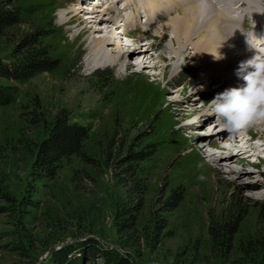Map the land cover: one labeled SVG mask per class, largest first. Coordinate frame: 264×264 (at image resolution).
Returning a JSON list of instances; mask_svg holds the SVG:
<instances>
[{
	"label": "rangeland",
	"instance_id": "rangeland-1",
	"mask_svg": "<svg viewBox=\"0 0 264 264\" xmlns=\"http://www.w3.org/2000/svg\"><path fill=\"white\" fill-rule=\"evenodd\" d=\"M99 1L102 3L94 5ZM207 1L216 4L213 8L220 12L234 10L229 15L240 19L230 30L218 22L220 32L230 35L227 44L235 58L240 53L241 34L263 26L264 0H199L203 9H207ZM124 2L14 0L23 19L21 30L38 28L44 32L43 41L58 68L23 82L0 78L1 85L18 91L14 103L0 107V188L9 195V200L0 199V206L5 208L0 213V264H52L53 253L67 246L77 248L81 264H105L99 254L90 252L92 248L117 253L132 264H264V155L234 154L230 166L214 163L208 155L224 149L212 146L206 152L202 147L207 140L222 145L223 139L215 140L212 130L215 123L217 131L224 128L206 103L217 94L216 88L212 87L210 94L204 90L208 74H203L200 81L198 77L209 62L200 61L205 57L202 54L196 56L197 60L189 58L195 54L187 45L185 52L179 51L180 64L168 46L173 33L167 29L159 32L165 39L160 35L144 39L146 33L165 26L178 11L147 23L143 6L135 0L133 7H141V13L134 17L139 30L132 34L135 44L154 41L156 45L149 54L155 67L144 68V57L129 58L131 67L124 71L122 61L114 66L93 64L91 40L110 34L105 26L84 19L95 13L92 9L79 7L75 24L66 20L79 4H93V9L111 6L116 12L122 10ZM113 11L108 10L106 16L114 18ZM128 11L134 14L132 7ZM80 21L83 27L99 26L88 28L87 36L77 38L79 28L75 26ZM116 23L124 24L120 18ZM116 27L111 26L112 30ZM118 42L124 50L131 44L124 39ZM109 45L116 51V43ZM10 52V48L3 50L5 60ZM160 55L162 60L157 57ZM197 63L203 67L195 69ZM234 63L228 67L237 68ZM207 70L213 73L211 68ZM225 78L220 81L225 82ZM62 110L67 111L71 123L90 128L87 148L94 162L74 158L63 163L54 180L36 182L31 176L32 147L45 136V124ZM31 111H36L38 124L32 122L35 115H30ZM209 116L211 120L206 121ZM263 122L234 135L260 147L264 144ZM146 145H153L157 152L135 164L146 189L142 208L136 214L137 231L123 232L119 210L139 207L141 198L129 191L131 184L126 186L129 181L124 180L120 160L130 150ZM226 146L237 152L230 144ZM232 169L235 173L230 172ZM236 171L242 176L238 177ZM180 186L185 188L181 207L169 215L162 213L163 201ZM240 216L244 218L232 248L215 254L211 227L222 231ZM164 217L168 227L158 232L153 218Z\"/></svg>",
	"mask_w": 264,
	"mask_h": 264
},
{
	"label": "trees",
	"instance_id": "trees-1",
	"mask_svg": "<svg viewBox=\"0 0 264 264\" xmlns=\"http://www.w3.org/2000/svg\"><path fill=\"white\" fill-rule=\"evenodd\" d=\"M23 19L19 8L14 0H0V78L15 82L30 80L37 75L47 73L58 68L57 61L51 57L50 47L45 44L44 32L33 28L29 31L21 30ZM10 48V58H3V50ZM17 88L3 86L0 84V107L9 106L16 101ZM32 122L39 123L36 111H31ZM37 115V116H36ZM45 136L34 144L32 155L31 176L36 182L54 180L64 162L79 158L85 162L92 163L94 159L90 156L87 143L90 139V128L86 125L71 123L67 111L57 113L54 119L44 126ZM157 152L153 145H146L140 150H130L126 157L120 160L124 180L131 184L129 191L140 195L139 207L124 206L119 210L118 218L121 221V230L137 231V212L142 208L146 189L139 179L140 164L149 160ZM124 182V181H122ZM8 199L9 195L0 188V199ZM185 198L183 186L173 190L170 197L163 201L161 212L171 214L177 211ZM5 210L0 206V213ZM244 217H237L227 225L224 230H217L214 226L210 229L212 236V250L215 254L223 252V249H231L234 236ZM154 228L162 232L168 227V220L164 218H153ZM152 222V221H151ZM148 229V227H147ZM99 254L105 260V264H132L129 259L102 248H92L91 253ZM77 248L67 246L53 253L52 264H81L82 258L78 256Z\"/></svg>",
	"mask_w": 264,
	"mask_h": 264
},
{
	"label": "bare ground",
	"instance_id": "bare-ground-1",
	"mask_svg": "<svg viewBox=\"0 0 264 264\" xmlns=\"http://www.w3.org/2000/svg\"><path fill=\"white\" fill-rule=\"evenodd\" d=\"M101 3H102L101 1H99L98 4H96L95 2L94 5H99ZM133 3H135V0L134 1L125 0L122 10L116 11V12L113 11L111 6H108L106 8L97 6L96 8L93 9L92 8L93 4L89 6L88 4L87 5L79 4L77 6H74V9H72V12L74 13L72 17L66 18V20L68 21V24H75L78 19L77 15L79 14L78 8L80 7L81 9H84L86 7L88 9H92L95 13L88 14V16L86 18L84 17V19L89 20L88 23L99 24L107 28L108 33L110 35L98 36V38L96 37L90 42V49L92 50L90 52L93 58L92 60L93 64L97 62H101V63L106 62L110 64L111 66L112 65L114 66V65H117L120 61H122V70L124 71L131 67V64L128 61L129 58L134 59L138 57H144L142 61L144 68L155 67V65L151 66V63L153 62V58L149 54V49L151 47H155L156 45L153 43L154 41L151 43V40H150V44L144 43L141 41L138 42V44H135L136 42H133L131 44H126V47L129 48L128 50H124L121 42H118V40L123 39L120 36V30H119L120 27H122L123 25L135 27L136 25L134 23V17L135 15L141 13L140 8L143 6L145 10L144 12L147 14V17H148L147 23L149 22L153 23L154 21H158V19L160 20V18L161 19L164 18L165 16H167V14L169 15L173 13L174 11L176 12L178 11V13H175L176 15L171 16L172 18L167 20V24L165 26L164 25L160 26L156 30H153L150 33L149 32L146 33V36L144 37V39L145 38L155 39V37H159V35L162 39L163 38L165 39V36H162L159 33L160 30L164 28V29H167L168 32L173 33V37H171V39H168V46L171 49V51L177 55L176 58L178 59L180 64L182 60L179 57V51L184 50L185 52L187 45L192 46V50L194 51V54H195V55H191L189 58H192V59L194 58L195 60H197L196 56H199V54L204 55L205 57L201 59L200 61H202V63L204 62L205 64L208 62L209 63L206 64L207 67H204L203 68L204 71H202L198 76L200 77L199 79L200 81L201 78H203L202 77L203 74L205 73L206 75L208 74L207 76L208 79L206 80L207 85H206V88H204V90L212 89V87H215L216 88L215 91H217L218 93L219 91L221 92L226 88L224 86H228V87H230L229 85L235 86L238 84V82H240L238 81V78L235 75L236 68L228 67L229 64L233 63L234 60H236V57L233 58L235 54L232 56L233 48L227 44V42L230 40V35L227 31H226V34L224 32L221 33L220 26L218 24L219 21L223 22L227 26L225 30H230L231 29L230 26L235 25L238 22H240V19L237 18L236 16L234 17V16L229 15L234 10L231 11L230 9H228V11L224 10L223 12V10H221L220 12L216 10L215 7L213 8V6L216 4H213L212 1H207L208 3L207 9L206 8L203 9L201 7V3L199 2V0H184V1H181V0H137V3L141 4V7L139 6L140 8H137V7L134 8L133 6L135 4ZM243 3L244 2L240 3V5L242 6ZM131 7L133 9L134 14H132V11L127 12L128 9L131 10ZM134 9L138 10L137 13L134 12ZM252 9L253 8L251 7L250 10ZM108 10L110 12L113 11L114 13L113 16H115L114 18L106 16L107 14L106 12H108ZM119 18H120V21L123 20L124 24L116 23V21H118ZM82 24L83 23L80 21L75 26V28H79L78 37L76 36L77 38L83 37L85 35L87 36L89 33L88 28L95 29L96 26H99V25H96L95 27L93 26L83 27ZM113 24H116V26L118 27L117 30L116 29L112 30L111 26H113ZM99 29H102V27H99ZM193 37L197 39L195 43L192 41ZM110 42L116 43V51H113L111 49V46L109 45ZM174 46H177L176 50L174 49ZM218 51L224 54V59L217 60L215 58L214 55L217 54ZM157 57L160 60L163 59L161 55ZM200 67H203L202 64L197 63V65L195 66V69H198ZM207 68L209 69L211 68L213 70V73L209 72ZM175 74H179V71L176 72ZM222 77H226L225 82L220 81ZM222 83L223 85H221ZM207 120H211L210 116L206 118V121ZM217 128H218V125L215 123V127H214V130H212V132H215L216 134L213 135V137H215V140L222 138L223 144L221 145V143L214 141V140L213 142L211 140H207L204 143V146L202 147V150H206V152L207 151L209 152L212 146L217 147V148L220 147L224 149V151H220L218 154L214 152L208 155V157L214 158V161H213L214 163L221 165V166L222 165L230 166V164H232L235 161V158L233 157L234 154L246 155L249 153L252 155L256 154L259 157L264 155V144L260 147L257 145H253V143L249 142L247 139H244V137L238 138V136H235L234 132L230 133L226 129H221L217 131L218 130ZM242 139H244V141L245 140L247 141L244 142ZM254 140L255 139L253 138L251 141H254ZM242 142L244 143L242 144ZM227 144H230L233 148H236L237 152H234V151L232 152L231 148L228 149V146H226ZM245 161H248V159L246 158ZM230 172L235 173V169L230 170ZM236 175L238 177H241L242 172L236 171Z\"/></svg>",
	"mask_w": 264,
	"mask_h": 264
},
{
	"label": "clouds",
	"instance_id": "clouds-1",
	"mask_svg": "<svg viewBox=\"0 0 264 264\" xmlns=\"http://www.w3.org/2000/svg\"><path fill=\"white\" fill-rule=\"evenodd\" d=\"M214 56L224 59L219 51ZM235 75L240 81L237 85L226 87L206 102L220 126L230 133L264 120V52L256 50L241 60Z\"/></svg>",
	"mask_w": 264,
	"mask_h": 264
}]
</instances>
